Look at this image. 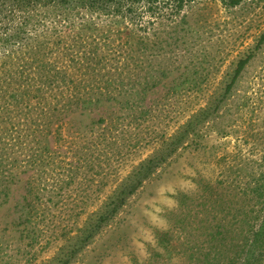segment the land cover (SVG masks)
I'll return each mask as SVG.
<instances>
[{
  "label": "trees",
  "instance_id": "1",
  "mask_svg": "<svg viewBox=\"0 0 264 264\" xmlns=\"http://www.w3.org/2000/svg\"><path fill=\"white\" fill-rule=\"evenodd\" d=\"M196 1L0 0V193L8 195L13 185H21L24 194L16 221L27 246L33 247L38 238L49 245L68 241L75 233L82 237L77 248L82 250L114 219L120 206L116 200L111 208L100 207L96 222L79 225L91 195L98 191L97 182L88 175L95 172L107 183L117 180L119 169L111 164L110 156L122 153L126 146L130 152L134 140L120 142L118 125L162 120L159 105L148 107L147 101L171 76L168 72L153 75L146 63L158 50L166 54L168 42L161 37V21L177 18L174 24L182 25L183 10ZM219 1L232 9L247 0ZM155 21H159L157 32ZM263 44L264 33L259 39V45ZM253 57L240 58L233 73L214 88L207 75L185 79L188 84L171 80L166 102L181 97L186 110L188 105L198 106L177 134L152 138L153 152L136 166L132 164L128 175L141 176V182L178 148L206 149L204 144L193 143L199 134L214 133L228 140L224 144L232 142L230 149L209 147L214 177L199 172L192 179L196 195L210 202L207 212L216 215L212 224L207 221L208 247L197 253L201 264H264V143L255 140V154L246 151L249 130L259 133L257 125L248 126L245 118L249 96L242 72ZM256 99L259 108L260 99ZM94 113L107 114L94 120L98 126L105 125L108 117L115 119V131L109 139L91 141L96 148L94 161L76 162L71 157L79 153L78 145L86 148L89 142L80 130L70 131V126ZM158 147L161 154L156 155ZM72 185L83 194L81 204L65 203L66 196L75 191ZM191 194H176L181 208L190 202ZM155 239L165 257L181 246L172 228L156 229ZM68 253L66 257L75 250ZM158 256L162 254H154Z\"/></svg>",
  "mask_w": 264,
  "mask_h": 264
},
{
  "label": "rangeland",
  "instance_id": "2",
  "mask_svg": "<svg viewBox=\"0 0 264 264\" xmlns=\"http://www.w3.org/2000/svg\"><path fill=\"white\" fill-rule=\"evenodd\" d=\"M182 15V25L174 24L177 18L175 21L169 18L161 21V37L168 42L164 41L167 44L166 54L162 55L158 50L146 63L153 75L168 72L171 76L164 81V85L154 90L147 101H150L148 107L156 108L159 105L162 120L147 119L125 127L118 125L116 132L120 142H127L130 138L134 140L130 152L129 147L122 150L123 146H120L122 153L110 156L111 164L119 169L117 180L107 183L102 175L95 172L88 175L89 179L92 175L97 182L94 188L98 187V191L91 195L89 207L82 218L80 216L79 225L85 221L96 222L101 213L100 207L111 208L110 204L116 200L120 206L114 219L85 243L82 250L77 249L82 237L75 233L68 241L59 240L49 245L46 239L38 238L33 247L27 246L16 221L24 192L20 184L13 185L9 189L10 194L0 193V264H133L134 260L138 264H201L197 253L199 249L208 247L207 221L212 224L216 215L207 212L210 202L196 195L197 189L192 179L199 172L208 178L214 177L216 170L212 165L214 159L209 147L215 145L219 150L224 147L230 149L232 142L224 144L228 140L219 139L214 133L199 134L200 137L196 136L193 143L204 144L206 149L195 151L178 148L141 182H138L141 176L128 178V175L132 172V164L136 166L153 152L152 138L162 139L164 134L168 137L177 134L180 125L198 106L188 105L186 110L181 97L166 102L167 84L173 79L188 84L189 81L185 79L193 80L207 75L211 79V88H214L216 82L227 79L233 73L237 61L248 54L254 57L242 72L249 96L245 118L248 126L257 125L259 133L254 129L249 130L246 151L255 154L256 151L252 153L257 148L255 140L264 143V44L259 45L264 33V0H247L232 9L225 8L219 0H197L187 6ZM158 26L159 21H155V32ZM256 97L260 99L259 108ZM101 116L107 114L94 113L72 122L70 131L80 130V134L86 136L84 140L89 142L86 148L78 145L79 153L71 157L72 160L81 163L94 161L96 148L91 141L109 139L115 131V119L106 118V124L102 126L95 123L94 120ZM259 150L262 152L263 149ZM155 154H161V147ZM119 163L121 166H118ZM72 188L75 191L66 196L65 203L84 202L83 194L75 189V185ZM130 188H134L133 193H122ZM178 192L193 193L190 202L183 208L176 199ZM239 210L243 214L241 206ZM169 228L180 238L181 246L171 257H165L157 246L155 230ZM237 237L232 236L234 239ZM72 249L75 253L66 257ZM155 253L162 254L163 258H155Z\"/></svg>",
  "mask_w": 264,
  "mask_h": 264
}]
</instances>
